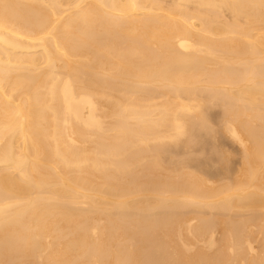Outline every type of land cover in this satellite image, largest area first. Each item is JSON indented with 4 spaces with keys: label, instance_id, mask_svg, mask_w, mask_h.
<instances>
[{
    "label": "bare ground",
    "instance_id": "bare-ground-1",
    "mask_svg": "<svg viewBox=\"0 0 264 264\" xmlns=\"http://www.w3.org/2000/svg\"><path fill=\"white\" fill-rule=\"evenodd\" d=\"M0 264H264V0H0Z\"/></svg>",
    "mask_w": 264,
    "mask_h": 264
},
{
    "label": "rangeland",
    "instance_id": "rangeland-1",
    "mask_svg": "<svg viewBox=\"0 0 264 264\" xmlns=\"http://www.w3.org/2000/svg\"><path fill=\"white\" fill-rule=\"evenodd\" d=\"M227 147H228V148H231V147H229V145H227ZM233 154H234V157H233L232 159H234L235 156L238 155V154H236V153H233ZM235 154H236V155H235ZM236 158H238V156H237ZM236 158H235L234 160H236ZM234 160H232V161L234 162ZM232 161H231V162H232ZM233 162H232V163H233Z\"/></svg>",
    "mask_w": 264,
    "mask_h": 264
}]
</instances>
